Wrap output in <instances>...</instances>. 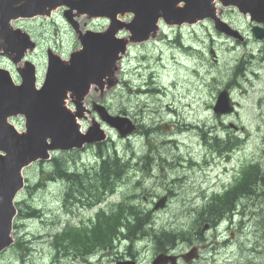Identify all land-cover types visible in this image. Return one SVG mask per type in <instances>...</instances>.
Masks as SVG:
<instances>
[{
	"label": "rangeland",
	"instance_id": "374dc122",
	"mask_svg": "<svg viewBox=\"0 0 264 264\" xmlns=\"http://www.w3.org/2000/svg\"><path fill=\"white\" fill-rule=\"evenodd\" d=\"M78 18L80 26L84 24L92 29H102L107 26V22L104 20L91 23L86 17L78 16ZM225 18L233 25L239 27L247 35L248 41L246 45L237 46L234 50H231V48L222 43L219 38L214 36L215 34L212 31V26L207 21H205L203 25L198 24L196 27L186 28L184 30H193V32H181L183 38L187 41L194 38L196 41H194L193 44L195 45V50L184 57L182 70L177 66L165 63L166 71L160 68L155 69V72L158 74V78L156 79L158 82L157 86L151 85L149 82L146 85L147 87H151V93L149 95L151 96L150 99H154V101H156L152 93L154 87H157L162 93L166 92L172 94L179 90L181 94H189V98H183V103L175 98V96L172 97L182 105V108H178L180 121L184 123L190 121L193 126V129L189 131V134L192 135L193 138L191 142H189L182 139V137L186 136L185 133L176 135V139H179L183 145L179 146L178 151L176 150L178 154H175V156L185 157L186 161H182L180 164L173 166V161L170 159L166 165L167 172L165 176L161 177L160 171H155L156 173L152 176L154 182L148 180L144 186L145 188H149L147 192L149 193V201L154 199L155 196L158 197L163 191H171L174 194V198L169 200L164 211L154 212L149 215V223H151V225H146L145 228L151 229L150 235H146L141 241L136 242L133 247L134 253L144 261H147L151 256V253H147L146 251L148 247L152 246L154 235L158 232L162 230H169L173 233H179L181 230L189 232L191 227L192 230H195V214L199 212L198 209L202 207L204 202H207L201 192L208 194L220 188L219 185L215 183V177H221L225 180L230 178L231 183L234 173L233 169L237 170L239 167L245 166L250 162L261 166L258 168L260 174L257 173V177H264V61L261 63L257 62L260 55H264L262 49L264 43L259 44L252 42L248 32V20H245L243 16L233 11L231 7L227 9ZM48 20L38 18L34 22L24 21V25L32 30V35L40 39L45 47H54L55 45L58 47V50L63 51L65 54L78 46L73 31L62 18V8L54 10V14ZM51 20H55L56 22L53 23ZM211 46L214 48L217 55L218 61H216V63L212 62V57L208 53ZM159 49L163 51L169 59L172 51L177 56L181 54L180 51H176V49H172L171 47L165 49L164 46H156L152 49L151 46H141L137 50H133L131 57L134 52L136 56L132 60L131 57L128 60L126 65L127 80L130 89L133 88V90L131 92L126 91L132 98H128L124 103L130 104L134 111L140 112L142 108V103L137 102V100L143 101V99L146 98L143 96V93L146 90L145 84L148 81L151 71L149 68H146L149 64L148 60L153 64V55L155 56ZM41 56L43 60H45V53L43 54L42 52L36 53L35 60L38 61V59H41ZM238 57L249 60L247 75L243 74L240 78L237 76L236 79L240 82V85H233L234 92L240 100L241 107L236 116H228L219 119L216 118L210 110V106L214 100L213 95L215 93V87L209 89L205 87V85L208 82L217 84L227 83L234 74L236 58ZM251 58H253L252 61ZM0 63L6 64L5 61H1ZM192 66L198 67L199 70L203 72L202 75H199V78L196 77L198 80L193 78L194 75H188L190 71L188 69H191ZM252 71H256L257 76L252 74ZM182 73L189 77L182 79ZM227 76L228 78H226ZM175 83H177V85H175ZM163 87H165V89H163ZM120 93L124 94V91L120 90ZM146 95H148V92H146ZM119 97L112 100L111 104L113 109ZM167 99L169 98L167 97ZM191 99H196L197 101L195 111H191L188 107H185V105H188L187 101ZM163 103H165L164 100ZM181 111H183V113ZM168 115L172 116L170 113H168ZM149 118L153 120L154 116L151 115ZM141 122L144 125L146 124L144 121ZM221 130H223V132ZM215 132H217V142H220L227 133L235 136L237 142H239V150L231 155V159L228 162L223 158L218 160L217 153H210L207 154L208 161L203 163L200 158L202 155L198 156V154L202 151L203 147H205L206 150L208 147L203 146L202 141L210 140ZM159 139L160 137L157 135V140ZM130 141H134V143L137 144L138 141H143V139L142 137H136L132 138ZM121 145L122 144H119L118 146ZM139 147L140 146H137V149ZM159 149L163 156L166 155L171 158V156L174 155L163 145H161ZM189 155L197 159L195 164L189 162ZM75 160L82 161L83 158L78 160L76 158ZM218 161L220 166L217 165ZM146 162L153 167V170H156L158 164L155 158L147 159ZM222 165H226L231 169L226 173H220L219 171ZM39 168L40 166L30 168L27 173V177H30L31 185L40 181V175L38 173ZM176 177L182 178L176 179ZM184 177L189 178L183 180ZM171 178H174L176 182L170 183L169 180ZM64 187L65 184L62 183L51 184L48 182L43 190H30L28 194L25 193L22 196V218L27 212L26 205L28 204L35 207L34 210L36 211L33 212V214L37 217L18 220L17 223L19 228L16 232L17 234H22L24 242L27 245L25 246L23 244L21 246L25 251L18 250L17 253L10 251L5 254L3 259L6 261V264L77 263L71 261L63 254L59 255V252H55L56 256L53 255L54 248L50 246L51 239L49 234L53 231V226L50 220H48V215L54 214V222L56 220H59L61 223L66 222L69 218L62 210L65 193H70L67 188L63 190ZM144 187L140 188L141 192L144 190ZM253 189L254 192L244 196V198L242 197L243 199L240 201L237 214L232 220V223L228 222L226 219V221L222 222L217 228H212L206 232L208 248L203 252L202 258L196 264H264V180L259 179L254 184ZM147 206V204L144 205V209H146ZM209 210L213 212L216 209ZM39 213H42V215L39 216ZM72 221L74 222L75 219ZM22 223L25 225L24 227H27L26 229L23 228ZM202 223L203 222L199 223V227L202 226ZM61 227L60 225L59 229H61ZM59 229L56 231H59ZM56 231H53V234ZM232 231L234 233L233 238L230 237ZM187 245L188 244L182 243L179 245V248L182 249ZM26 248L28 249L27 252L29 256L27 260L21 262L19 259L20 254H24ZM138 251H140L139 255L137 254ZM15 259H17V262H14ZM93 264L109 263L101 260L99 263Z\"/></svg>",
	"mask_w": 264,
	"mask_h": 264
},
{
	"label": "water",
	"instance_id": "95a60500",
	"mask_svg": "<svg viewBox=\"0 0 264 264\" xmlns=\"http://www.w3.org/2000/svg\"><path fill=\"white\" fill-rule=\"evenodd\" d=\"M177 1L179 0H0V38L4 40V48L13 49V44L18 42V40L13 36L8 27L9 20L18 16H31L34 13L43 12L46 7L51 8L57 4L64 3L78 8L80 12L87 11L93 15H107L114 18L115 14L126 10V8L136 9L144 5L149 8V6L153 5L151 6V9H158L162 8L163 5L170 6L172 2ZM184 1L186 2V9L198 10V7H201L202 13H205L206 15L210 14V0ZM262 1L264 2V0ZM148 11L151 12L149 9ZM150 19L151 18H148L146 20V24L150 23ZM253 30L256 37H264V29L259 30L254 28ZM111 32L112 31H109L108 36L112 34ZM24 46L25 43L20 46V51H22ZM94 51L96 52V50ZM98 56L99 54L97 52L91 58L87 59L84 70H86L88 74L92 73V68L100 63L101 59ZM49 69L50 78L47 85L51 81L57 80V76L62 70V66L58 60H52ZM70 71L73 72L72 68ZM68 86L69 82L64 78L61 83L60 93H62ZM42 93V96L41 94H37L31 87H29V84L17 90V88L11 87L10 81L5 73L0 72V112L4 110L11 113L20 111L24 112L27 117L28 132L26 134L21 136L13 134V137L10 134L8 135L16 141L18 146L27 147L29 144L33 146H43L44 142L42 139L38 138L32 140V137L54 130L56 126L60 128L61 122L66 118L61 104L62 95H59L53 101H47L49 97L48 93L45 90H43ZM223 98L227 100V96H223ZM221 101H223V99H221ZM215 110L221 111L222 109L216 107ZM102 117L110 121V119L104 114H102ZM0 120H2L1 115ZM120 129L122 132L127 131L124 126H121ZM53 143L54 145H59V140L54 138ZM22 160L23 159L13 160L11 157H8L4 160L3 167L0 166V182L1 179H4L6 183L3 188L5 193L4 196H2V202L5 201L6 203V199L8 200L11 196L12 189L15 186L16 169L21 164ZM9 214L10 212L8 208L0 213V232L2 231L0 244H5L6 242L5 228ZM164 261V258L159 257L154 264H163Z\"/></svg>",
	"mask_w": 264,
	"mask_h": 264
},
{
	"label": "trees",
	"instance_id": "16d2710c",
	"mask_svg": "<svg viewBox=\"0 0 264 264\" xmlns=\"http://www.w3.org/2000/svg\"><path fill=\"white\" fill-rule=\"evenodd\" d=\"M59 172V171H58ZM162 238L165 240V241H172L173 240V238H174V236L172 235V234H169V233H164L163 235H162Z\"/></svg>",
	"mask_w": 264,
	"mask_h": 264
},
{
	"label": "bare ground",
	"instance_id": "6f19581e",
	"mask_svg": "<svg viewBox=\"0 0 264 264\" xmlns=\"http://www.w3.org/2000/svg\"><path fill=\"white\" fill-rule=\"evenodd\" d=\"M192 53V52H191ZM162 148V147H161ZM176 187V186H175ZM190 203V202H189Z\"/></svg>",
	"mask_w": 264,
	"mask_h": 264
}]
</instances>
